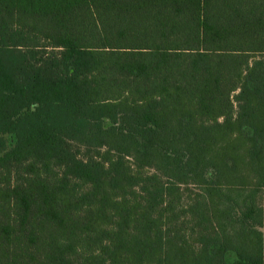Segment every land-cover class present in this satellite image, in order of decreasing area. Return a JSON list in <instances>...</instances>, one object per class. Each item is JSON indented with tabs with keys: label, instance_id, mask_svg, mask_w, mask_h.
<instances>
[{
	"label": "trees",
	"instance_id": "1",
	"mask_svg": "<svg viewBox=\"0 0 264 264\" xmlns=\"http://www.w3.org/2000/svg\"><path fill=\"white\" fill-rule=\"evenodd\" d=\"M264 0H0V264H264Z\"/></svg>",
	"mask_w": 264,
	"mask_h": 264
},
{
	"label": "crops",
	"instance_id": "2",
	"mask_svg": "<svg viewBox=\"0 0 264 264\" xmlns=\"http://www.w3.org/2000/svg\"><path fill=\"white\" fill-rule=\"evenodd\" d=\"M262 231H263V234H264V228L262 229Z\"/></svg>",
	"mask_w": 264,
	"mask_h": 264
}]
</instances>
